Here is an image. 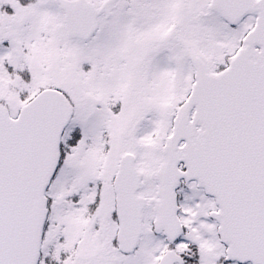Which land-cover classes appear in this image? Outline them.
<instances>
[{
    "label": "snow or ice",
    "instance_id": "1",
    "mask_svg": "<svg viewBox=\"0 0 264 264\" xmlns=\"http://www.w3.org/2000/svg\"><path fill=\"white\" fill-rule=\"evenodd\" d=\"M0 264H264V0H0Z\"/></svg>",
    "mask_w": 264,
    "mask_h": 264
}]
</instances>
